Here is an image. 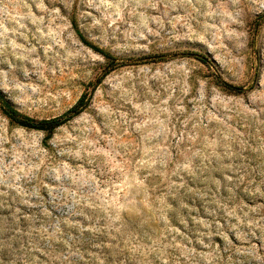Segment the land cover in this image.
<instances>
[{
  "label": "rangeland",
  "instance_id": "rangeland-1",
  "mask_svg": "<svg viewBox=\"0 0 264 264\" xmlns=\"http://www.w3.org/2000/svg\"><path fill=\"white\" fill-rule=\"evenodd\" d=\"M0 91L89 96L0 112V264H264V0H0Z\"/></svg>",
  "mask_w": 264,
  "mask_h": 264
},
{
  "label": "trees",
  "instance_id": "trees-1",
  "mask_svg": "<svg viewBox=\"0 0 264 264\" xmlns=\"http://www.w3.org/2000/svg\"><path fill=\"white\" fill-rule=\"evenodd\" d=\"M72 24L79 38L85 44L89 45L95 51L101 53L104 58H106L108 67L106 68L105 72H108L112 68L117 66L115 65L116 58L114 56H112L110 53L106 52L102 48L91 44L79 31V29L75 25L74 20H72ZM191 54H194L195 56L200 58V60L202 61H207V58L200 53L192 52ZM219 82H222L224 86L232 90H235V91L241 90V87L233 86L230 83H227L225 81H219ZM88 102H89V96H86V93H84L78 98V100L70 108H68L61 115L50 117V118L37 119L29 115H26L20 112L18 109H16L10 103V101L6 99L3 93L0 91V112L9 120L10 123L17 125V126L27 128V129H36V130L45 131L47 133V136H49L58 126L62 125L66 121L79 115L84 110V108L88 105Z\"/></svg>",
  "mask_w": 264,
  "mask_h": 264
}]
</instances>
